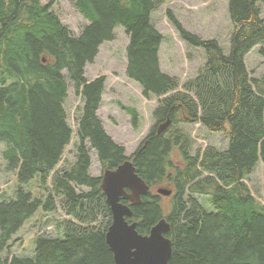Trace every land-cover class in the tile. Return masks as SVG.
<instances>
[{"label": "trees", "instance_id": "trees-1", "mask_svg": "<svg viewBox=\"0 0 264 264\" xmlns=\"http://www.w3.org/2000/svg\"><path fill=\"white\" fill-rule=\"evenodd\" d=\"M260 2L229 0L233 29L228 54L216 39L202 38L166 11L183 40L205 49V64L181 85L161 68L164 36L152 18L159 0H75L89 22L78 35L62 23L53 2L0 0V143L6 168L18 180L14 195L0 200V264H115L106 241L112 211L102 189L103 174L89 172L87 141L102 172L131 159L149 185L141 202L121 201L131 206L128 219L137 221L140 233H149L162 217L170 222L169 264H264V202L248 183L264 162V71L255 76L245 62L257 45L264 57ZM117 26L130 39L127 77L140 85L145 98L158 99L154 124L130 156L98 114L105 75L92 80L85 75L101 45L115 38ZM70 82L83 104L75 161L59 169L74 135L64 105ZM124 108L138 128L140 112ZM168 119L169 126L159 132ZM194 122L222 133L228 140L225 149L210 145L192 154L191 139L179 125ZM35 177L37 193L26 186ZM159 186L172 189L167 205ZM202 195H209L213 210L205 208ZM59 207L70 217L56 223L59 235L35 236L30 255L9 253L13 235L35 213Z\"/></svg>", "mask_w": 264, "mask_h": 264}, {"label": "rangeland", "instance_id": "rangeland-1", "mask_svg": "<svg viewBox=\"0 0 264 264\" xmlns=\"http://www.w3.org/2000/svg\"><path fill=\"white\" fill-rule=\"evenodd\" d=\"M40 1L43 4L53 2V10L74 35L80 34L83 27L89 23L78 11L75 0ZM159 2L160 4L154 10L152 18L155 26L164 36L160 50L161 68L164 72L177 77L181 85L196 76L198 68L205 64V49L194 47L179 36L167 17L166 11L168 9L180 19L188 30L197 33L204 39H216L226 54L230 52L233 25L228 9L229 0H159ZM260 7L264 18V2H260ZM129 40V35L124 28L117 26L115 38L101 45L96 59L87 64L85 74L89 80L105 75V90L102 94L98 114L107 133L115 142L124 146L127 156H130L137 149L154 124L152 111L158 104L156 97L145 98L142 95L140 85L126 75V48ZM259 49V45L255 46L245 58L248 68L255 76L264 71V57L259 53ZM82 104L81 95L75 92L73 84L70 82L69 93L64 105L74 135L65 150L62 161L57 166L59 169L71 166L75 161L76 131L80 116L79 108ZM124 106L135 107L140 112L138 128L133 127L130 115ZM179 126L191 139L190 152L192 154L210 145L220 149H225L227 145L228 140L222 133L210 132L199 122L181 123ZM86 145L91 156L89 172L91 175L99 176L102 174V169L97 152L91 148L88 141ZM4 147V144L0 143V200L12 197L14 188L18 184L16 172L6 168L5 160L2 157ZM173 159L180 163L178 153L173 152ZM248 183L254 194L264 202L263 161H260L254 172L250 174ZM38 184L37 177H35L26 186L37 193ZM78 189L80 190L81 187ZM82 189L85 190L84 187ZM165 196L164 204L167 205L169 197L168 195ZM199 198L206 209H214L209 195H202ZM65 217L70 218L64 214L60 207L55 212L47 214L45 211L39 210L13 235V237L16 236V240L11 245L9 253L21 256L32 254L35 236L41 233L59 235L56 223Z\"/></svg>", "mask_w": 264, "mask_h": 264}, {"label": "water", "instance_id": "water-1", "mask_svg": "<svg viewBox=\"0 0 264 264\" xmlns=\"http://www.w3.org/2000/svg\"><path fill=\"white\" fill-rule=\"evenodd\" d=\"M168 119L159 126L165 130ZM102 189L112 211V222L106 233V241L113 250L115 264H169L172 257V240L167 235L171 224L165 217L152 226L149 233H140L137 222L129 223L125 216H131L130 207L121 201H141L149 185L138 175L131 159L113 170H106L102 178ZM158 192L169 195L172 190L160 187Z\"/></svg>", "mask_w": 264, "mask_h": 264}, {"label": "bare ground", "instance_id": "bare-ground-1", "mask_svg": "<svg viewBox=\"0 0 264 264\" xmlns=\"http://www.w3.org/2000/svg\"><path fill=\"white\" fill-rule=\"evenodd\" d=\"M126 199V198H125ZM126 200H128L129 201V203L131 204H136V203H133V202H131L129 199H126ZM141 202V201H140ZM124 203V202H123ZM139 203V202H138ZM124 204H126V205H128L129 207H130V209H131V211H132V215L131 216H125V219L129 222V223H133V222H137V221H130L128 218H131L132 216H133V210H132V208H131V206L128 204V203H124Z\"/></svg>", "mask_w": 264, "mask_h": 264}]
</instances>
